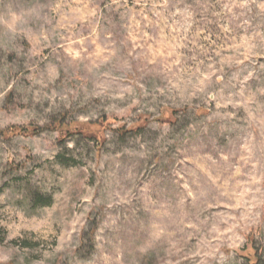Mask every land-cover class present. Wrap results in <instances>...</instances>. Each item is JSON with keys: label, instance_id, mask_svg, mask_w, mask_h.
Segmentation results:
<instances>
[{"label": "rangeland", "instance_id": "374dc122", "mask_svg": "<svg viewBox=\"0 0 264 264\" xmlns=\"http://www.w3.org/2000/svg\"><path fill=\"white\" fill-rule=\"evenodd\" d=\"M0 264H264V0H0Z\"/></svg>", "mask_w": 264, "mask_h": 264}, {"label": "trees", "instance_id": "16d2710c", "mask_svg": "<svg viewBox=\"0 0 264 264\" xmlns=\"http://www.w3.org/2000/svg\"><path fill=\"white\" fill-rule=\"evenodd\" d=\"M105 121L106 118L102 119V124L101 126L105 125ZM148 123V121H147ZM146 124L144 126H138L132 129H125V127H121L118 129H115L113 131L120 133V135L124 138L126 137L128 134L133 133L135 135H140L143 133V131L146 129ZM109 128V127H108ZM106 128V129H108ZM47 130H51V131H57L60 134L59 140L60 142H62L64 140L65 137H72V136H82L84 139L88 140L89 142H97L98 144L102 145L103 142H101L100 137H98L97 132L95 130H92L88 125L84 124V125H74V124H65L64 122L61 121H57L56 119L53 120V123L46 126V127H35V126H13L10 129H8L4 134H12L15 136H36L39 135L41 133H43L44 131ZM106 139V138H104ZM60 161H61V157H60ZM63 162H61L62 164L65 163L64 161H67L65 158L62 159ZM63 165H67V164H63ZM44 205H48V204H44ZM246 251V250H245ZM247 256H250L252 259H256V261H258V259L260 258L259 255L257 254V250L254 252H252L250 250V252L247 254ZM245 256V257H247Z\"/></svg>", "mask_w": 264, "mask_h": 264}]
</instances>
